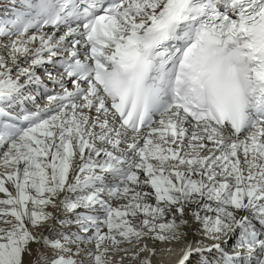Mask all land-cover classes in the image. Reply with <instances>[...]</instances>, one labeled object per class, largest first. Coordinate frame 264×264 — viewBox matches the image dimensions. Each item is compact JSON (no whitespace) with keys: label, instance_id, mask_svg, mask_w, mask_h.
Instances as JSON below:
<instances>
[{"label":"snow or ice","instance_id":"1","mask_svg":"<svg viewBox=\"0 0 264 264\" xmlns=\"http://www.w3.org/2000/svg\"><path fill=\"white\" fill-rule=\"evenodd\" d=\"M12 3L0 264H264V0Z\"/></svg>","mask_w":264,"mask_h":264},{"label":"bare ground","instance_id":"2","mask_svg":"<svg viewBox=\"0 0 264 264\" xmlns=\"http://www.w3.org/2000/svg\"><path fill=\"white\" fill-rule=\"evenodd\" d=\"M0 39H2V38H0ZM2 198H4L3 194L0 193V199H2ZM149 244H151L150 241H149ZM156 247L161 248V247H164V245L157 244ZM174 247L179 248L180 245H176ZM118 256H119V254L113 256V261H116L118 259ZM28 259H29L28 257H25V264H27ZM177 259H178L177 253L173 252V253H170L167 255H161L160 257L154 256L152 258V264H158V261H162V264H176ZM125 264H127V260H125Z\"/></svg>","mask_w":264,"mask_h":264}]
</instances>
